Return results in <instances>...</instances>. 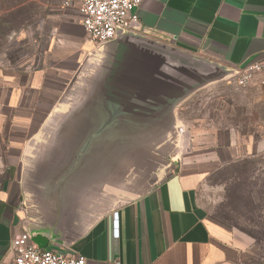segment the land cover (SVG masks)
Returning a JSON list of instances; mask_svg holds the SVG:
<instances>
[{
    "label": "crops",
    "instance_id": "obj_1",
    "mask_svg": "<svg viewBox=\"0 0 264 264\" xmlns=\"http://www.w3.org/2000/svg\"><path fill=\"white\" fill-rule=\"evenodd\" d=\"M78 5L71 0L48 17L39 67L0 72L2 164L11 172L0 191V264H13L12 238L31 230L45 232L47 249L86 264L243 263L252 243L212 222L198 196L217 152L206 161L179 157L186 150L178 136V153L153 170L151 183L150 167L135 165L136 151L104 149L101 137L82 148L112 116L100 91L119 45L96 47ZM137 14L147 38L233 72L264 60V0H145ZM247 89L264 93L258 84ZM184 101L171 112L175 123ZM10 125L23 132L12 137ZM193 132L188 151H221L198 146Z\"/></svg>",
    "mask_w": 264,
    "mask_h": 264
},
{
    "label": "rangeland",
    "instance_id": "obj_2",
    "mask_svg": "<svg viewBox=\"0 0 264 264\" xmlns=\"http://www.w3.org/2000/svg\"><path fill=\"white\" fill-rule=\"evenodd\" d=\"M63 1L0 0V72L39 67L47 47L48 17L58 12ZM177 116L182 141L173 137L161 151L136 156V167L147 164L153 183V170L178 153L176 142L186 150L179 157L195 154V161L211 159L217 152L220 161L206 165L210 171L198 192L200 202L212 222L245 235L252 243L241 264H264V93L239 87L229 77L192 93L177 109ZM8 127L12 137L23 132ZM192 131L198 146L221 151H188L196 143L188 139ZM212 137L215 140L210 141ZM2 149L1 140L0 191L11 178L2 164ZM140 178L146 180L147 175Z\"/></svg>",
    "mask_w": 264,
    "mask_h": 264
},
{
    "label": "water",
    "instance_id": "obj_3",
    "mask_svg": "<svg viewBox=\"0 0 264 264\" xmlns=\"http://www.w3.org/2000/svg\"><path fill=\"white\" fill-rule=\"evenodd\" d=\"M114 42L119 46L109 72L102 77L100 91L112 116L108 123L90 132L83 142L84 150L93 147L95 137H101L97 142L104 149L136 151L135 158H145L182 132L171 115L176 105L198 89L234 73L134 32L118 31L114 40L99 49L104 51ZM104 60V57L96 60L94 68ZM29 233L40 249L48 248L50 239L45 232Z\"/></svg>",
    "mask_w": 264,
    "mask_h": 264
},
{
    "label": "built area",
    "instance_id": "obj_4",
    "mask_svg": "<svg viewBox=\"0 0 264 264\" xmlns=\"http://www.w3.org/2000/svg\"><path fill=\"white\" fill-rule=\"evenodd\" d=\"M80 24L86 36L100 47L115 39L118 31L141 35L143 29L137 10L145 0H78ZM71 0L63 2L68 7ZM232 77L237 85L247 88L254 84L264 86V60L253 62L234 70ZM113 226L117 229V213L113 215ZM13 264H86L80 255H65L50 249H40L24 231L11 240Z\"/></svg>",
    "mask_w": 264,
    "mask_h": 264
}]
</instances>
